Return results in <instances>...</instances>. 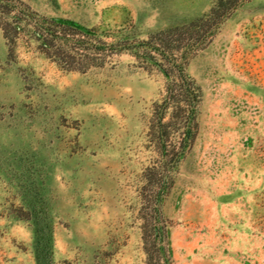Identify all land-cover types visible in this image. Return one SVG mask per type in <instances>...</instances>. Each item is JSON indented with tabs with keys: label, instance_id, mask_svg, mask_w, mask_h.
I'll list each match as a JSON object with an SVG mask.
<instances>
[{
	"label": "rangeland",
	"instance_id": "374dc122",
	"mask_svg": "<svg viewBox=\"0 0 264 264\" xmlns=\"http://www.w3.org/2000/svg\"><path fill=\"white\" fill-rule=\"evenodd\" d=\"M10 1L108 52H11L0 2V264H264V0Z\"/></svg>",
	"mask_w": 264,
	"mask_h": 264
},
{
	"label": "trees",
	"instance_id": "16d2710c",
	"mask_svg": "<svg viewBox=\"0 0 264 264\" xmlns=\"http://www.w3.org/2000/svg\"><path fill=\"white\" fill-rule=\"evenodd\" d=\"M3 11V16L6 17V22L2 24L5 37L11 46V52L16 48L18 41L22 35L33 38L38 44V50L55 62L59 67L69 71H86L94 66L95 56L101 57L108 52L106 42L95 36L96 34L88 29L80 28L72 24L66 19L37 17L30 13L27 8H23L20 4H16L10 0H0ZM217 11H211L207 16L209 22L215 24V15ZM170 32V31H169ZM166 35L167 33H161ZM168 35V34H167ZM174 41V40H173ZM169 38H159L156 41H144L142 47L135 45L132 42H120L114 45L118 51H141V49L150 48L164 57L175 55L177 46ZM100 55V56H99ZM149 57V56H146ZM149 59H153L152 56ZM164 71L163 66L157 64ZM189 99H194L193 88L188 86ZM187 89V86H186ZM188 90V89H187ZM171 99V98H170ZM164 133V130L162 131ZM191 133V131H190ZM192 138L188 136V139ZM186 146H183V151ZM178 155V154H177ZM160 200H156L154 209H158ZM158 219V215L156 217ZM155 232L162 237L164 234L163 227L155 228Z\"/></svg>",
	"mask_w": 264,
	"mask_h": 264
}]
</instances>
